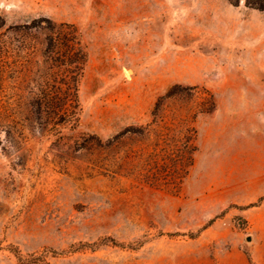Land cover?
<instances>
[{"label": "rangeland", "instance_id": "rangeland-1", "mask_svg": "<svg viewBox=\"0 0 264 264\" xmlns=\"http://www.w3.org/2000/svg\"><path fill=\"white\" fill-rule=\"evenodd\" d=\"M0 264H264V9L0 0Z\"/></svg>", "mask_w": 264, "mask_h": 264}, {"label": "trees", "instance_id": "trees-1", "mask_svg": "<svg viewBox=\"0 0 264 264\" xmlns=\"http://www.w3.org/2000/svg\"><path fill=\"white\" fill-rule=\"evenodd\" d=\"M228 1L233 5H237L239 2V0H228ZM245 5L248 7H252V8L264 9V0H245ZM77 45H78L77 46V50H78L77 59H78V64H79L78 68L81 69L82 62L84 61L85 53L80 48L79 40H77ZM75 86H74V90H76ZM74 113L75 112L73 110L68 109L66 106H64L62 107V109L54 111V115H56L54 116L55 122H63V121L71 120L73 118Z\"/></svg>", "mask_w": 264, "mask_h": 264}, {"label": "water", "instance_id": "water-1", "mask_svg": "<svg viewBox=\"0 0 264 264\" xmlns=\"http://www.w3.org/2000/svg\"><path fill=\"white\" fill-rule=\"evenodd\" d=\"M245 242H246V244H249L251 242V236H249V235L246 236Z\"/></svg>", "mask_w": 264, "mask_h": 264}, {"label": "bare ground", "instance_id": "bare-ground-1", "mask_svg": "<svg viewBox=\"0 0 264 264\" xmlns=\"http://www.w3.org/2000/svg\"><path fill=\"white\" fill-rule=\"evenodd\" d=\"M129 72H131V71L129 70Z\"/></svg>", "mask_w": 264, "mask_h": 264}]
</instances>
